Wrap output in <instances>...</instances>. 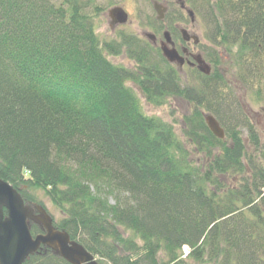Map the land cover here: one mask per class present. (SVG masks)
Returning a JSON list of instances; mask_svg holds the SVG:
<instances>
[{
    "label": "trees",
    "instance_id": "1",
    "mask_svg": "<svg viewBox=\"0 0 264 264\" xmlns=\"http://www.w3.org/2000/svg\"><path fill=\"white\" fill-rule=\"evenodd\" d=\"M181 1L210 44L193 83L147 40L102 42L95 0H0V179L98 264H264V141L231 86L264 106V0ZM121 53L133 68L107 58ZM127 82L185 102L180 133ZM22 264L70 263L42 245Z\"/></svg>",
    "mask_w": 264,
    "mask_h": 264
},
{
    "label": "rangeland",
    "instance_id": "2",
    "mask_svg": "<svg viewBox=\"0 0 264 264\" xmlns=\"http://www.w3.org/2000/svg\"><path fill=\"white\" fill-rule=\"evenodd\" d=\"M59 2V0H53ZM163 1V0H161ZM167 1V0H166ZM95 3L100 7L99 14L94 17L95 20V33L102 42L119 41L125 35H133L137 39L145 41V34L151 32L156 35L158 40H162L163 31L167 30L171 33V37L175 42H179V32L178 27H183L187 29L190 33L196 34L199 37V45L194 49L195 52L200 53L201 46L210 45L206 40V30L200 16H195L196 22L192 25L189 19L178 6L175 5V0H169V15H166L163 21L156 19V12L152 7L150 0H95ZM161 3V2H160ZM113 6H121L128 14V21L125 24L113 27L109 24V17L106 13L108 8ZM192 49V47H190ZM221 53V52H220ZM203 55V54H202ZM204 57V55H203ZM222 63L220 66V71H222L228 79L232 73L230 63L227 62V56H221ZM107 58L115 65L124 66L127 68L134 67V61L130 60L124 53L119 55H109ZM209 63V61H207ZM182 77L188 79L190 82H195L196 73L195 70H191L186 65L182 67ZM235 94L237 95L239 101L241 102V107L247 114V117L252 121L254 127L258 131L261 142L264 141V106L262 102L256 100L252 95L253 92L236 82H232ZM127 85L132 88L138 97L140 106L143 113L148 116L160 118L166 123L173 125L174 131L180 133L182 117L188 112L189 106L180 99H164V103L161 105L149 104L145 99L143 94L139 91L136 84L132 82H127ZM241 135L243 138L246 137V131L241 130ZM48 212L52 210V206L49 202L45 201ZM41 207L36 205L33 210H27L28 218L37 220L41 224L45 225L47 223V215L40 211ZM46 212V211H45ZM47 213V212H46ZM54 213V212H53ZM49 216V215H48Z\"/></svg>",
    "mask_w": 264,
    "mask_h": 264
},
{
    "label": "water",
    "instance_id": "3",
    "mask_svg": "<svg viewBox=\"0 0 264 264\" xmlns=\"http://www.w3.org/2000/svg\"><path fill=\"white\" fill-rule=\"evenodd\" d=\"M152 3L158 14L156 17L162 19V6L156 1H152ZM181 7L186 10L191 22H194L193 12L185 8L183 3H181ZM107 14L110 18L116 19L118 24H124L128 18L127 13L119 6L109 8ZM181 33L184 40L188 41L190 39V37H186L187 33L185 30H181ZM169 36V32L163 33L164 42H162L160 47L162 54L167 58L168 62L182 66L184 60L173 48V43ZM146 38L154 40V36L150 33L146 34ZM191 38L197 43V39L194 36ZM192 57L198 71L208 75L210 73V66H208L200 54ZM203 119L211 133L217 138L223 139L224 131L217 120L209 113H205ZM27 210L28 207L25 206L18 192L8 182L0 179V264H22L41 245L55 248L60 256L70 264H98L91 253L76 243L69 241L66 233L56 231L52 227L50 217L42 208L40 211H43L47 215V223L43 225L38 222L43 226L45 232L34 236L31 235L27 223L29 219Z\"/></svg>",
    "mask_w": 264,
    "mask_h": 264
},
{
    "label": "flooded vegetation",
    "instance_id": "4",
    "mask_svg": "<svg viewBox=\"0 0 264 264\" xmlns=\"http://www.w3.org/2000/svg\"><path fill=\"white\" fill-rule=\"evenodd\" d=\"M161 6H162V9L164 10L163 14L165 17H167L166 15H168V12H169V4L167 3L166 0H163L161 1ZM179 6V5H178ZM180 7V6H179ZM162 10V11H163ZM183 11L181 8H180V12ZM164 20V19H163ZM163 20H160V21H163ZM109 24L113 27H117L118 24L116 22V19H113V18H109ZM193 25V24H192ZM181 27H178V32H179V29ZM164 32V31H163ZM153 36L154 34L151 33ZM180 34V32H179ZM191 35H194L193 33H189L188 32V35H186V37H189ZM172 36V35H171ZM170 36V37H171ZM157 36L155 35L154 36V40L152 41L153 45L155 47H159L160 43L162 42L161 40H158V38H156ZM179 39L180 41L179 42H175L172 38V43H173V47L178 51L179 54L182 55V57L184 58V63H183V67L186 65L188 67V63L189 62H192V56H194L197 52L194 51V49H196L197 45H198V42L197 44H194V41L193 40H189V41H183V37L179 36ZM190 47H192V49H190ZM191 68H195L194 66H191Z\"/></svg>",
    "mask_w": 264,
    "mask_h": 264
}]
</instances>
